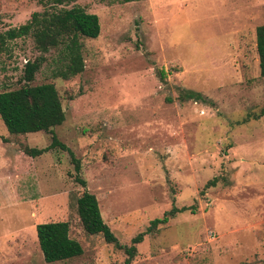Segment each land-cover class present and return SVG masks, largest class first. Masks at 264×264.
Here are the masks:
<instances>
[{"label": "rangeland", "instance_id": "obj_1", "mask_svg": "<svg viewBox=\"0 0 264 264\" xmlns=\"http://www.w3.org/2000/svg\"><path fill=\"white\" fill-rule=\"evenodd\" d=\"M49 0H0V33ZM100 18L83 37L85 69L65 79L51 50L33 85H56L66 120L11 134L0 116V264H124L88 233L78 198L94 193L123 244L173 204L193 207L148 233L131 264H264V76L257 27L264 0H71ZM32 36L0 48V92L19 88ZM185 91L201 99L181 100ZM86 181L84 186L77 178ZM216 179L215 185L207 183ZM68 221L83 254L47 262L37 225Z\"/></svg>", "mask_w": 264, "mask_h": 264}, {"label": "trees", "instance_id": "obj_2", "mask_svg": "<svg viewBox=\"0 0 264 264\" xmlns=\"http://www.w3.org/2000/svg\"><path fill=\"white\" fill-rule=\"evenodd\" d=\"M71 0H49L42 11L33 12L28 22L7 29L0 33V48L10 40L32 36L40 55L26 62L22 76L23 85L19 88L0 92V116L11 134L20 135L31 132L50 131L53 133L49 147L26 148V152L36 156L59 146L68 150L75 161L76 170L81 169V162L73 150L59 140L53 128L66 120V111L56 85L52 82L33 85L36 73L47 60L46 54L51 50L60 51L62 66L57 74L65 79L71 78L85 69L83 55V37L96 38L101 33L100 18L96 13L88 12L83 6L74 4L68 7ZM132 1V0H127ZM257 51L261 75L264 76V24L257 27ZM202 95L195 91H185L181 100L201 99ZM264 115V108L261 111ZM86 186V181L77 176ZM211 179L207 186L215 185ZM193 207L173 206L164 212L162 217L151 220L145 231L135 235L131 244H123L111 227L105 222L97 196L85 190L78 198V212L85 230L90 234H102L106 242L113 243L123 249L127 255L124 264H131L135 258L137 245L148 233L167 224L179 212ZM40 248L47 262L67 260L83 254L84 248L80 241L70 236L68 221L42 222L37 225Z\"/></svg>", "mask_w": 264, "mask_h": 264}]
</instances>
